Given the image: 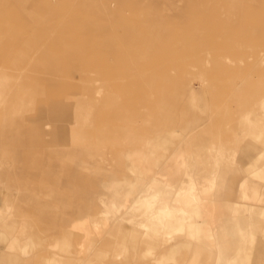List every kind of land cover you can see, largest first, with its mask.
Segmentation results:
<instances>
[{
  "label": "rangeland",
  "instance_id": "1",
  "mask_svg": "<svg viewBox=\"0 0 264 264\" xmlns=\"http://www.w3.org/2000/svg\"><path fill=\"white\" fill-rule=\"evenodd\" d=\"M258 210L264 0H0V264H264Z\"/></svg>",
  "mask_w": 264,
  "mask_h": 264
},
{
  "label": "crops",
  "instance_id": "2",
  "mask_svg": "<svg viewBox=\"0 0 264 264\" xmlns=\"http://www.w3.org/2000/svg\"><path fill=\"white\" fill-rule=\"evenodd\" d=\"M255 213H256L259 217H264V210H258V211H256ZM92 220L94 221L95 219H91L90 222H91ZM100 221H101V220H100ZM71 228H77L79 231L82 232V236H90V235L92 234V230H91L90 226H89L87 229H85L84 226H82L81 224H74V225L71 226ZM26 247H27V246H25V248H26Z\"/></svg>",
  "mask_w": 264,
  "mask_h": 264
},
{
  "label": "bare ground",
  "instance_id": "3",
  "mask_svg": "<svg viewBox=\"0 0 264 264\" xmlns=\"http://www.w3.org/2000/svg\"><path fill=\"white\" fill-rule=\"evenodd\" d=\"M53 90V89H52ZM52 92V91H50ZM40 136H35L34 139L31 140V142H34V143H40L41 142V139L39 138Z\"/></svg>",
  "mask_w": 264,
  "mask_h": 264
}]
</instances>
